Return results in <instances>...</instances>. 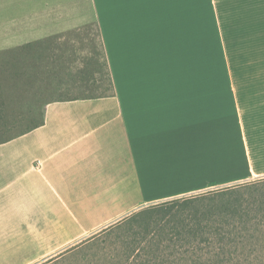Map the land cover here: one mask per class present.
I'll list each match as a JSON object with an SVG mask.
<instances>
[{
  "label": "crops",
  "instance_id": "1",
  "mask_svg": "<svg viewBox=\"0 0 264 264\" xmlns=\"http://www.w3.org/2000/svg\"><path fill=\"white\" fill-rule=\"evenodd\" d=\"M206 5L218 74L208 58L200 71L199 0H0V51L95 26L113 85L47 103L42 126L0 144V264H43L147 207L264 177V0ZM234 138L244 169L216 180Z\"/></svg>",
  "mask_w": 264,
  "mask_h": 264
},
{
  "label": "rangeland",
  "instance_id": "2",
  "mask_svg": "<svg viewBox=\"0 0 264 264\" xmlns=\"http://www.w3.org/2000/svg\"><path fill=\"white\" fill-rule=\"evenodd\" d=\"M198 36L200 58H203L200 60V71H205L206 63L203 68L202 64L208 58L209 71H215L216 74L224 72L206 0H199ZM40 47H43L40 48L43 52L47 47L46 55L37 63L30 60L27 65L17 69L9 68L7 72H4L0 64V80L6 81V87L0 96V127L11 124L26 128L39 123L44 107L49 102L110 94L109 72L95 26L56 36ZM51 55H54L53 58ZM62 60L66 61L65 66H68L71 77L66 76L64 69L59 66ZM47 61L51 64L55 62L56 75H44L43 72L49 68ZM80 72L83 76H80ZM14 73L20 75L13 78ZM223 87L222 81L221 88ZM239 147L236 138L232 139L230 159L224 162L220 170L216 169V180L233 179L242 172L244 166ZM221 191L226 192L220 193ZM208 192L170 199L142 209L43 264H144L151 247L150 240L154 236L157 238V229L165 221L155 207L176 199L182 201V198L197 196L202 198L196 199L198 202L195 205H218L229 200L233 208L243 212L247 206L264 201V177L232 181Z\"/></svg>",
  "mask_w": 264,
  "mask_h": 264
},
{
  "label": "trees",
  "instance_id": "3",
  "mask_svg": "<svg viewBox=\"0 0 264 264\" xmlns=\"http://www.w3.org/2000/svg\"><path fill=\"white\" fill-rule=\"evenodd\" d=\"M46 42L49 41L29 43L0 51V64L4 72L9 68L17 69L27 65L30 60L32 63L39 62L46 55L47 49L46 47L44 52L41 51L40 48L43 47L40 45ZM53 56L51 55L52 58ZM104 62L107 67L105 56ZM53 63L55 62L51 64L47 61L49 68L43 72L44 75L49 77L57 74ZM59 63L66 76L71 77L68 66H65L66 61L62 60ZM19 75L20 73H14L12 77L16 78ZM108 77L112 91L109 73ZM6 78L4 80H7ZM5 82L0 80V96L6 87ZM43 124L44 114L39 123L30 127L2 125L0 144ZM223 192L226 191L220 193ZM198 198L202 197L182 198V201L176 199L154 208L163 215L165 221L157 229V238L154 236L150 240L152 243L144 264H264V201L251 204L240 212L233 208L229 200L218 205L212 203L195 205Z\"/></svg>",
  "mask_w": 264,
  "mask_h": 264
},
{
  "label": "snow or ice",
  "instance_id": "4",
  "mask_svg": "<svg viewBox=\"0 0 264 264\" xmlns=\"http://www.w3.org/2000/svg\"><path fill=\"white\" fill-rule=\"evenodd\" d=\"M113 2H117V3H129V2H137V0H113Z\"/></svg>",
  "mask_w": 264,
  "mask_h": 264
}]
</instances>
